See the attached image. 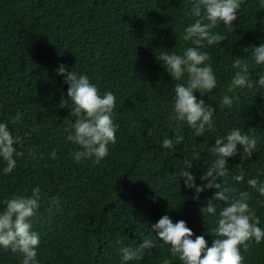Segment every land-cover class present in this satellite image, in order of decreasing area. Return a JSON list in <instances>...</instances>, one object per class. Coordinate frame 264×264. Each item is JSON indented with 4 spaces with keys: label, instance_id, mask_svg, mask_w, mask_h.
Returning <instances> with one entry per match:
<instances>
[{
    "label": "trees",
    "instance_id": "obj_1",
    "mask_svg": "<svg viewBox=\"0 0 264 264\" xmlns=\"http://www.w3.org/2000/svg\"><path fill=\"white\" fill-rule=\"evenodd\" d=\"M190 8V0H0V120L10 119L17 109L23 112L21 122L10 125L22 138L21 155L11 173H0V199L41 187L42 203L32 223L40 235V264H120L119 248L135 247L149 234L147 225L165 213L174 222L184 219L210 246L215 219L200 209L214 190L194 200L179 173L185 158L199 154L191 169L198 176L212 159L209 146L233 126L250 130L257 147L249 160L229 158L230 172L242 167L251 176L264 170V89L237 91L239 100L231 108L216 106L236 71L233 59L250 63L253 80L264 71L251 65L250 56L253 44L264 39V8L258 0H241L231 30L222 24L214 29L225 39L206 49L217 76L215 89L204 97L216 106L213 128L200 137L185 129L179 145H159L161 136L171 135L168 111L175 81L155 52L188 46L180 29L192 19ZM60 62L86 73L101 92L115 94L117 142L99 164L76 162L70 155L76 146L66 142L65 128L75 117L71 104L58 106L67 89L55 72ZM147 127L151 136H146ZM29 146L34 157L27 153ZM227 179L238 190L247 187L230 175ZM53 195L58 207L49 209ZM256 195L250 204L264 224V205ZM152 237L155 246L134 264H161L168 255L167 247ZM242 255L245 264H264V241L251 243ZM0 264H20V259L0 248Z\"/></svg>",
    "mask_w": 264,
    "mask_h": 264
},
{
    "label": "clouds",
    "instance_id": "obj_2",
    "mask_svg": "<svg viewBox=\"0 0 264 264\" xmlns=\"http://www.w3.org/2000/svg\"><path fill=\"white\" fill-rule=\"evenodd\" d=\"M188 13L192 19L181 26L180 39L188 46L179 51L155 52L156 60L175 83L172 86V99L169 104L168 127L171 135L159 139L162 149H171L184 139V130L191 129L196 137L203 136L213 128V113L216 106L231 108L239 100L237 91H258L264 89V71L256 79L250 76V63L241 58L232 60L236 71L231 75L226 90L214 107L204 99L217 85V76L210 63V54L206 50L225 39L221 32L214 29L222 24L231 30L237 19V10L241 9V0H190ZM259 7L264 8V0H258ZM175 33V31L173 30ZM100 53L97 52V56ZM251 65L264 68V39L251 47ZM67 85L66 95L61 94L58 106L71 104L70 115L75 119L65 128L66 142L75 145L70 153L76 162L90 160L99 164L109 154V145L117 142L118 125L114 122L115 94L112 91L101 92L84 72L69 69L63 62L55 68ZM196 92L200 93L198 97ZM23 112L19 109L8 120H0V173L9 174L17 166L21 155L18 145L21 136L10 127L21 122ZM33 125L32 131H35ZM146 136L153 130L146 128ZM27 135V134H26ZM257 147V137L240 127L229 128L224 135L214 139L208 152L212 159L199 175L191 169L193 162L199 158H185V165L180 170V181L192 191V199L198 200L200 193L213 189L207 203L200 209L204 215L210 214L215 219V226L209 231L214 234L211 245L207 244L203 234L194 235L193 229L184 219H173L165 213L154 223L147 225L149 234L141 238L135 247L123 245L119 248L120 264L138 261L146 249L155 246V238L161 246L167 247L168 255L161 264H170L178 260L180 264H245L242 250L251 243L264 241V224L257 215L256 208L250 204L253 194L259 204L264 205V170L257 169L256 175L246 176L242 167L230 172L227 166L229 158L239 156L243 162L249 160ZM29 156L34 157L32 146L27 148ZM56 155L55 150L50 152ZM231 181L244 183L247 187L238 190ZM197 179L203 183H197ZM223 202V203H222ZM42 203L41 187L37 184L24 193H14L0 199V248L8 249L20 259V264H40V235L32 227L33 218ZM48 207H58L56 196L48 197Z\"/></svg>",
    "mask_w": 264,
    "mask_h": 264
}]
</instances>
